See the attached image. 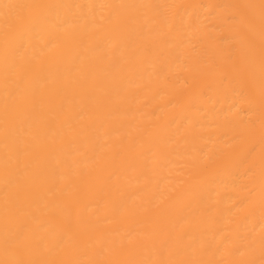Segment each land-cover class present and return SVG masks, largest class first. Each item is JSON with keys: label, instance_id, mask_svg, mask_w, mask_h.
<instances>
[{"label": "bare ground", "instance_id": "bare-ground-1", "mask_svg": "<svg viewBox=\"0 0 264 264\" xmlns=\"http://www.w3.org/2000/svg\"><path fill=\"white\" fill-rule=\"evenodd\" d=\"M0 264H264V0H0Z\"/></svg>", "mask_w": 264, "mask_h": 264}]
</instances>
